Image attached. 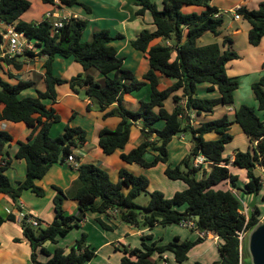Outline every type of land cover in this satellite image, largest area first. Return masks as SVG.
Wrapping results in <instances>:
<instances>
[{
  "label": "trees",
  "instance_id": "1",
  "mask_svg": "<svg viewBox=\"0 0 264 264\" xmlns=\"http://www.w3.org/2000/svg\"><path fill=\"white\" fill-rule=\"evenodd\" d=\"M44 3L55 4L56 0H42ZM212 0H163L160 8L154 0H136L139 9L138 15L149 11L153 17L155 30L143 29L131 41L132 46L144 51L150 62V69L145 73L143 80L135 73L123 66L124 59L111 42L124 35H112L110 29L102 28L93 31L91 39L83 40V32L88 21L71 15L61 27H56L53 21L42 18L40 21H26L22 14L30 9V0H0V22L12 24L14 28L23 32L28 38L36 41L38 53L27 52L14 57L3 56L0 52V123L4 121L26 122L34 127L28 140L20 142L16 157L25 159L27 175L24 181L17 186L13 185L6 174L7 165L0 163V193L10 195L14 200L21 196L25 189H31L38 195H44L43 187L36 183L44 177L49 168L57 162L64 163L65 159L73 154V147L81 146L86 141V131L78 126L67 125L64 131L53 137L50 134L52 125L59 121L61 116L53 106L44 103V99H55L56 86L69 83L78 91L86 87V93L98 104L101 111L114 102H120L126 93L138 91L146 84L150 85L149 100H142L138 110H128L120 104L118 114L121 121L114 129L104 128L99 135V144L104 153L113 154L124 149L130 140L132 125L141 121L142 141L128 152H122L121 158L128 163H137L149 168L159 162L169 160L168 144L175 136L191 133L198 138L192 150L181 164L172 167L168 165L165 173L171 179H183L188 187L175 192L171 197L160 190L148 191L149 179L144 174H134L122 168L119 180L113 181L107 169L95 163H81L78 167L79 176L74 183L64 190L56 186L54 197L55 217L46 228L23 223V234L32 246L30 264H85L96 256V250L87 243V233L83 232L77 238L70 250L55 246L49 248L48 243L57 244L60 237L80 227L88 211L109 213L116 212V217L123 223L136 226L139 229L153 228L157 224L167 225L181 223L184 219H194L198 229L210 231L218 235L223 241L219 245L221 259L212 264H242V246L238 232L243 229L256 227L264 214L261 208L255 205L247 215L242 211V200L230 188L219 187L229 181L232 187L236 186L238 176L227 166L243 168L247 171L248 181L243 189L245 192L260 193L263 188L262 174L257 167L264 168V119H261L256 110L247 104L235 108V118L228 115L219 119L200 120L193 123L190 112L196 113V118L202 114H209L219 105L234 104V93L239 87V81L227 73L229 61L238 58L239 54L230 49L223 50L215 42L199 45L198 39L206 32L216 36L222 35L224 17L215 16L220 10L211 5ZM82 5L87 10L90 7L80 0H59L61 6ZM189 5L204 7L201 12H185L183 8ZM241 18L247 19L251 28L248 38L252 45H259L264 38V2L258 8L250 9L241 6L238 10ZM1 29V26H0ZM162 38L171 44L150 43ZM231 38L224 36V44ZM174 53L176 55L174 56ZM40 56L44 58L46 69L47 89H37L36 96L20 97L23 89L33 85L32 81L19 80L12 84L2 73L14 77L5 71V65L13 64L16 68L22 67L20 60L23 56ZM73 57L85 69L83 73L70 79L56 76L53 72V61L57 56ZM19 59V60H18ZM264 67V63H263ZM90 68L97 69L106 77L101 84L94 75L87 73ZM160 74L175 79L171 86L160 89ZM210 83L209 90L216 86L220 91L217 98L200 97L197 94L198 84ZM259 109L264 110V76L252 85ZM182 90V94H175ZM172 97L176 102L172 111L165 107V102ZM156 108L158 110H156ZM107 111L105 116L114 114ZM158 120H163V128L155 126ZM237 123L249 138L246 151L237 150L233 161L224 156L226 145L233 140L231 126ZM208 133H216L215 139H206ZM157 135L158 138H154ZM13 140L10 131L0 129V154ZM150 149L157 151L151 160L146 158ZM203 154L213 163L212 170L205 178L199 179V168L194 166L193 159L197 154ZM74 155V154H73ZM142 192H149L148 204L140 205L136 198ZM73 198L79 204V212H67L64 201ZM264 198V194H263ZM18 205V203H17ZM188 213V215H186ZM198 216V219L195 218ZM104 228L112 226L98 218ZM17 221L11 212L7 218L0 216V226L6 222ZM152 238L151 234L143 235V248H127L122 257V264H158L159 260H151L150 256L158 251H172L177 264H184L188 259L189 251L204 237L198 236L195 240H183L176 237L174 241L159 245L157 242L148 244L145 240ZM19 240V239H17ZM48 256L46 261L39 260V254ZM135 256L136 260H132ZM194 264H204L195 261Z\"/></svg>",
  "mask_w": 264,
  "mask_h": 264
},
{
  "label": "crops",
  "instance_id": "2",
  "mask_svg": "<svg viewBox=\"0 0 264 264\" xmlns=\"http://www.w3.org/2000/svg\"><path fill=\"white\" fill-rule=\"evenodd\" d=\"M80 1L87 4L90 10L78 4L73 6H61L59 5V0H56L55 4L44 3L42 0H37V3H39L42 9L40 15H38V17L36 16L37 21L44 18V14L47 11L52 10L59 15H74L86 19L88 24L83 32V40L91 39L93 31L96 29L108 28L112 35L122 33L124 37L114 39L111 44L116 47L118 55L124 59L123 66L131 69L138 79L143 80L145 73L150 69V62L147 54L133 47L131 41L145 28L155 30L156 25L153 23L151 13L147 11L143 15H138L137 10L140 6L137 5L136 0ZM154 1L159 7L161 5L160 8L163 7V0ZM262 2H264V0H212L211 5L216 6L220 10V13L224 17L225 27L231 30L224 31L223 29H225V27H223L221 36H216L212 32H206L198 39L199 45L217 42L222 46L223 50L230 49L239 54L238 58L229 61L227 64L228 75L237 79L239 78L238 81L240 80L239 87L234 93V98H236L243 80H248V84L252 87L255 82L259 81L260 78L264 76L262 75L264 71V38L259 45H252L248 38L251 28L250 22L244 17L239 20L235 19L233 10L241 6L255 9L258 8ZM183 10L185 12H201L204 10V7L189 5L185 6ZM226 15L230 17L229 21H225ZM225 35L229 36L231 40L224 44ZM164 42L167 43L170 41L157 38L150 43V46ZM37 53L38 52H36V54ZM175 55L176 53H174V56ZM20 60L23 64L20 69L16 68L13 64L5 65V71L12 73L14 77L2 73L3 77L12 84L17 83L19 80L32 81L33 85L27 87L28 90L23 93L24 97L36 96L37 89L45 91L48 86L46 82L44 58L38 55L34 57L23 56ZM84 71L83 65L77 62L73 57L57 55L54 58L53 72L56 76L70 79ZM87 73L94 75L101 84H104L106 81V77L95 68L88 69ZM175 81L176 80L171 77L160 74L159 88L165 89L174 84ZM209 86L210 83L208 82L199 83L197 88L198 96L206 98L219 97L220 91L217 86L213 90H209ZM56 92L57 96L54 100L51 98L44 99V103L48 106H53L61 116L60 120L55 122L51 127V136L56 137L60 135L67 125L78 126L86 131V141L81 146L73 147V156L76 159L75 162L67 161L66 158L64 163H54L44 177L36 180V183L45 190L43 198L37 197L34 194L35 192L31 189L23 190L21 196L16 200L8 194L0 193V216L4 218L8 217L10 214L9 211L16 215L18 210L17 203L21 201L24 203L26 210L37 217L40 223H42L43 220L47 221L48 224L51 223L55 217L54 197L57 193L56 186L67 190L78 178V167L81 163H95L107 169L113 181L119 180V172L122 168L128 169L137 175L141 173L144 174L143 169H147L137 163H128L121 158L122 152L130 151L142 141L141 121H137L132 125L130 140L125 148L117 150L113 154L104 153L99 144V135L104 128L114 129L118 126L121 121V117L118 114L120 104L128 110L134 111L139 109L142 100L150 99L151 88L149 84H146L138 91L126 93L121 103L118 101L112 103L107 107L106 111H101L99 109L97 102L86 93L85 86L76 91L69 83H63L56 86ZM175 94L181 95L182 90H179ZM175 104L176 102L170 97L166 100L165 107L169 111H172ZM235 108L225 105L223 108L217 106L214 112L202 114L199 118H196V113L193 111L190 112V114L192 122L197 124L200 120L215 119L212 115H214V117L221 116L222 114L224 115L223 110L228 113L229 111L235 110ZM111 110H114L115 113L105 116V113ZM156 110L158 109L156 108ZM234 124L238 125L237 123ZM164 125V121L157 123L158 128H163ZM238 127L241 129L239 125ZM0 129L10 131L13 136V140L5 147L3 154H0V163L6 162V174L13 185L17 186L26 178L27 163L25 159H18L16 154L20 142L28 140L34 127L23 121H4L0 123ZM217 136L216 133H208L205 135L206 139H215ZM154 138H158V136L154 135ZM193 144V135L191 140L187 139L186 134L173 137L168 144V163L172 164L171 166L180 164L184 158L189 156ZM151 150L152 149H150V151ZM237 150L241 149H234L230 155L224 154L225 157L231 159L230 163L233 161L234 154ZM172 151L175 152L172 153ZM153 154L156 155L158 152L153 150ZM162 163L164 162H159L156 166L161 167ZM166 166H162V169L166 170ZM206 166H208L211 171L213 163L208 161L197 173H206ZM229 169L238 176V180L236 181L237 187H232L229 181L223 183V185L219 187L230 188L235 194H237L236 190H241L239 198L242 200V210L244 213H246V211L250 212L249 203L252 199V195L248 194V192H245L243 189H238L245 187V182L248 181L247 171L232 165H230ZM257 169L262 174L263 188L257 196L256 205L262 209L264 207V168L258 166ZM167 183L171 186L170 188H172L170 192L168 189L167 197H171L175 192L184 190L188 187L183 179H171V182ZM64 206L70 214L79 212V204L77 200L73 198H66ZM98 218L112 226V228H104ZM112 229H115V231ZM72 231L61 240V244L66 243V251L70 250L75 240L79 238L83 232L87 233V243L96 250V256L85 264H93L94 260L97 258L100 259V264H122V257L126 255V253L124 250L122 252L121 247L143 248L142 236L145 234L152 235V238L145 240L148 244L157 242L159 245L174 241L176 237H179L180 240L183 241L188 239L195 240L200 236L198 231L185 228L180 223L167 225L157 224L151 229H139L136 226L121 222L116 217L115 211L109 213L88 211L80 227H76ZM69 235H71V238H68ZM215 236L216 234L211 232L209 236L205 237L204 241L196 244L189 251L188 259L184 264H194L195 261H200L204 264H212L215 261H219L221 259L219 245L223 240L221 238L216 239ZM69 243L70 245H67ZM56 245L58 244H49V248L53 250ZM31 254L32 246L30 241L23 234L22 224L18 221L10 220L4 222L0 226V264H30ZM165 256H167L172 264H177L175 254L172 251H165L163 253L155 251L150 256V259L153 261L161 260L162 257ZM131 258L132 260H136L135 256H131ZM47 259L48 256L45 254H39L40 261H46Z\"/></svg>",
  "mask_w": 264,
  "mask_h": 264
},
{
  "label": "rangeland",
  "instance_id": "3",
  "mask_svg": "<svg viewBox=\"0 0 264 264\" xmlns=\"http://www.w3.org/2000/svg\"><path fill=\"white\" fill-rule=\"evenodd\" d=\"M30 1H31L30 9L25 11L22 14L21 18L24 19V20H30V21L36 22L37 21V17H38V15H40L42 9H41V6L39 5V3H37V0H30ZM160 7H161V5H160ZM229 18L230 17L226 15L225 21H229ZM225 26L226 25L223 24V27H225ZM223 30L224 31H230L231 29H228V28L225 27V29H223ZM262 75H264V71L262 72ZM26 90H28V88H25V89L22 90V92L20 94V97H24L23 93L26 92ZM241 104H247L249 106H252L256 110L257 115L261 119H264V110L259 109L258 101H257V99H256V97L254 95L253 89H252L251 85L248 84V80H246V79L242 81L241 87L239 88V90L237 92L236 98H234V104L225 105V106H232V107L235 108V107H238ZM223 106L224 105H219L218 107L223 108ZM223 113H224V115H228V117L231 120H234V118H235V110L229 111L228 113L225 110H223ZM222 115L221 116H215V117H214V115H212V116L215 119H219V118L224 116V115L223 116ZM161 121H163V120H158L156 122L155 126L157 127V123L161 122ZM231 130H232V133H233V140L229 144L226 145V149H225L224 153H226L227 155H230L233 152V150L237 149V148H239V149H241L243 151H246L248 149V143H249L247 135L241 129H239L238 125H236V124H233L231 126ZM186 135H187V139H189V140L192 139V134L191 133H187ZM174 152L175 151H172V153H174ZM150 155H151V157H150ZM154 156H155V154H153V150H151L146 155V158L148 160H151ZM164 165L168 166V165H172V164L167 162V163H162L161 167L155 166V167H151V168H147V169L144 168L143 169V173L149 179L148 191L160 190L167 197L168 196V189H169V192H170V191H172V188H170L171 186L167 183V182H171V179H169L166 176L165 170L162 169V166H164ZM179 165H181L183 170H186V166L184 164H181V162H180ZM167 166H166V168H167ZM174 166H176V165H173L172 167H174ZM206 168H207L206 169V173H204V174L202 172L197 173V177L199 179L205 178L208 175V173L210 172L209 167L206 166ZM236 192H237L238 196L241 195V190H236ZM34 194L37 197H39V198H43V196H44V195H38L36 193H34ZM149 199H150L149 192H142L136 198V202L138 204H140V205H146V204H148ZM261 210L264 212V207ZM247 213L248 212L246 211L245 214H247ZM47 226H48V222L43 220V222L41 223V227L46 228ZM253 229H251V231ZM112 230L115 231V229H112ZM251 231L249 232V234L246 236V238L241 243V246H242V264H252V257H251V253H250V249H249V236H250ZM72 232H74V231H72ZM145 235H147V234H145ZM62 238L63 237H60L59 242L57 243L58 245H56V246L65 248V247H67L66 243L65 244H61ZM68 238H71V235H69ZM48 244H52V243H48ZM67 245H70V243L67 244ZM122 247H121V249H122V252H123V248ZM93 264H100V259H98V258L95 259Z\"/></svg>",
  "mask_w": 264,
  "mask_h": 264
},
{
  "label": "built area",
  "instance_id": "4",
  "mask_svg": "<svg viewBox=\"0 0 264 264\" xmlns=\"http://www.w3.org/2000/svg\"><path fill=\"white\" fill-rule=\"evenodd\" d=\"M240 7L235 8L233 10L234 18L239 20L241 19V13L238 11ZM220 12H216L215 16H220ZM70 15H59L58 13L49 10L44 14V18L49 19L53 21L54 26L61 27L65 21L69 19ZM0 52L3 56H9L14 57L20 54H25L27 52H38L39 48L36 45V41L33 39L28 38L23 32L17 31L12 24H5L3 22H0ZM167 44H171L170 42H167ZM67 161L75 162L76 159L72 155H69L67 157ZM208 159L205 155L199 153L196 156H194L193 163L194 166L201 169V167L204 164H207ZM3 165H6V162H2ZM76 165L78 166V163L76 162ZM231 164H228L227 166L230 167ZM264 172V171H263ZM18 210L16 213V219L18 222L23 224L24 222L27 224H30L34 227H37L40 223L39 219L35 216H33L30 212H28L25 208V205L23 202H18ZM248 212V211H247ZM11 213V211H9ZM249 212L247 213V215ZM264 214L260 220V222L263 220ZM183 227L188 228L190 230H196L198 231L199 235L202 237L209 236L211 233L210 231H201L198 229L197 223L194 219H184L180 223ZM251 229H243L238 232V237L242 243V241L246 238V236L249 234ZM216 239L220 238L218 235L215 236ZM158 264H172L167 256L162 257V259L158 262Z\"/></svg>",
  "mask_w": 264,
  "mask_h": 264
},
{
  "label": "water",
  "instance_id": "5",
  "mask_svg": "<svg viewBox=\"0 0 264 264\" xmlns=\"http://www.w3.org/2000/svg\"><path fill=\"white\" fill-rule=\"evenodd\" d=\"M0 89H3V86H0ZM193 140L195 143H198L197 137L193 136ZM248 194L252 195V199L249 203L251 213L252 208L257 203V196L259 193L256 191L252 194L248 192ZM186 215H188V213H186ZM195 218L198 219V216H195ZM249 249L252 257V264H264V218L250 233Z\"/></svg>",
  "mask_w": 264,
  "mask_h": 264
}]
</instances>
